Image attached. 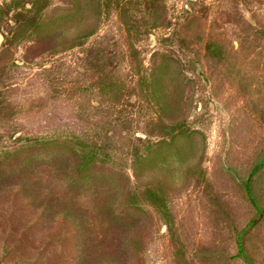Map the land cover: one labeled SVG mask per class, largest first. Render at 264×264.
<instances>
[{
  "label": "rangeland",
  "instance_id": "374dc122",
  "mask_svg": "<svg viewBox=\"0 0 264 264\" xmlns=\"http://www.w3.org/2000/svg\"><path fill=\"white\" fill-rule=\"evenodd\" d=\"M85 1L0 0V264H264V0Z\"/></svg>",
  "mask_w": 264,
  "mask_h": 264
},
{
  "label": "trees",
  "instance_id": "16d2710c",
  "mask_svg": "<svg viewBox=\"0 0 264 264\" xmlns=\"http://www.w3.org/2000/svg\"><path fill=\"white\" fill-rule=\"evenodd\" d=\"M36 1L37 0H30V4L32 6H35L37 4ZM67 1H69V4L72 3V9L74 10L72 15L70 14V11H68L66 13L59 14V15L58 14L53 15V16H51V20L48 21L49 23L54 22V21L56 22L59 20H63V18L65 19L66 17H69V16H71V18H72L73 16H75L76 13H78V0H67ZM88 4H89V0H86L81 7V11H82V13H84V15L82 16L81 22L86 23L85 27L83 29L77 28L78 22L81 18V16L79 15L77 24H74V25L71 24V27H74L73 34L70 33L68 36L64 37V39L72 38L71 41L69 42V44L74 42V40H76L74 44H78L82 38L89 36L91 33L96 31V29H97V27L92 25L91 22L89 21L90 17H89V13H88V9H89L87 6ZM45 23H47V21H45ZM0 30L2 32L4 44L6 43V41H9L11 39V36H15V35H13L14 32L11 33V31H10V32H8V34H10V38H9V36L6 35V31H3L1 29V27H0ZM55 43L60 44L58 39ZM48 135H45V136L34 135L31 138L34 141L49 143L50 142L49 140H51V138L47 137ZM248 181L249 180L245 181L244 184H245V190H246L247 194L250 195V187H249ZM159 204H162V201H160ZM253 205H254V208H257L255 203H253ZM125 213H126V211H125ZM124 217L127 218L128 216L121 215V214L119 216V218H124ZM69 220L74 223L76 228L78 227V224L74 221V219L72 217H70ZM247 230H248L247 227H245V228L242 227L239 229H236V228L232 229V232H233L232 233V241L234 243V248H235L233 258L237 259L242 264H254L252 259L249 256V254L246 251V247H245V243H244L245 236L248 232ZM138 242H139V236H138V233L136 232V230L134 228L128 229L127 232L122 235L120 244L127 251V254L125 256V262L127 264H133L134 263L135 257L137 254ZM87 261H88V258L86 257L84 250L81 249V253L79 256V263L80 264H86Z\"/></svg>",
  "mask_w": 264,
  "mask_h": 264
}]
</instances>
